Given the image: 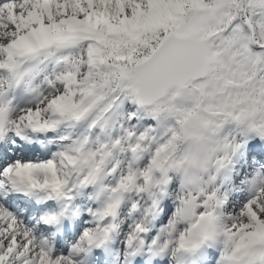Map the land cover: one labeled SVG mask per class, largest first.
Masks as SVG:
<instances>
[{
	"label": "snow or ice",
	"instance_id": "6c2138e0",
	"mask_svg": "<svg viewBox=\"0 0 264 264\" xmlns=\"http://www.w3.org/2000/svg\"><path fill=\"white\" fill-rule=\"evenodd\" d=\"M0 264H264V0H0Z\"/></svg>",
	"mask_w": 264,
	"mask_h": 264
}]
</instances>
